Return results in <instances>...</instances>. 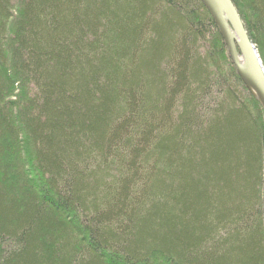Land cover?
I'll return each instance as SVG.
<instances>
[{"label":"trees","instance_id":"1","mask_svg":"<svg viewBox=\"0 0 264 264\" xmlns=\"http://www.w3.org/2000/svg\"><path fill=\"white\" fill-rule=\"evenodd\" d=\"M233 1L264 50V0ZM263 188L201 0H0V264H264Z\"/></svg>","mask_w":264,"mask_h":264},{"label":"water","instance_id":"2","mask_svg":"<svg viewBox=\"0 0 264 264\" xmlns=\"http://www.w3.org/2000/svg\"><path fill=\"white\" fill-rule=\"evenodd\" d=\"M201 1L214 18L239 77L264 111V65L234 1Z\"/></svg>","mask_w":264,"mask_h":264},{"label":"rangeland","instance_id":"3","mask_svg":"<svg viewBox=\"0 0 264 264\" xmlns=\"http://www.w3.org/2000/svg\"><path fill=\"white\" fill-rule=\"evenodd\" d=\"M14 21H15V20H14ZM14 21H13V25H14ZM257 48H258V51H259L260 57H261V59H262L263 65H264V50L259 49V47H257ZM29 154H30V156L32 157V153H31V151H29Z\"/></svg>","mask_w":264,"mask_h":264}]
</instances>
